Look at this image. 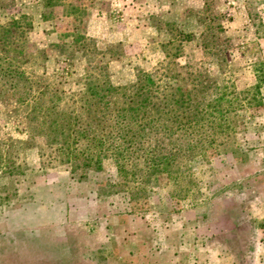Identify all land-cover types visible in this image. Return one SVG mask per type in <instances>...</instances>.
Returning a JSON list of instances; mask_svg holds the SVG:
<instances>
[{"label": "rangeland", "instance_id": "374dc122", "mask_svg": "<svg viewBox=\"0 0 264 264\" xmlns=\"http://www.w3.org/2000/svg\"><path fill=\"white\" fill-rule=\"evenodd\" d=\"M6 5L0 23L26 15L32 25L21 71L33 97L48 84L62 97L89 81L128 87L142 72L162 87L159 109L178 114L185 109L166 107L172 87L203 88L205 103L231 85L251 92L232 121L237 133L195 167L193 197L160 185L137 199L114 185L109 159L100 170L51 161L30 128L31 107L9 104L14 91L0 86V243L20 249L0 264H146V255L147 264H264V82L254 89L255 67L264 73V0H62L47 21L38 0ZM106 100L111 110L125 99ZM91 109L67 118L94 130Z\"/></svg>", "mask_w": 264, "mask_h": 264}, {"label": "trees", "instance_id": "16d2710c", "mask_svg": "<svg viewBox=\"0 0 264 264\" xmlns=\"http://www.w3.org/2000/svg\"><path fill=\"white\" fill-rule=\"evenodd\" d=\"M7 1L14 0H0V10L6 9ZM38 1L43 21L51 18L55 7L62 6V0ZM8 20L0 23V45L4 51V57L0 58V86L14 91L9 104L31 107L30 113L35 117L29 119L30 128L46 139V148L53 152L51 161L71 165L73 170H100L103 160L109 159L116 172L114 185L129 192L132 198H143L160 185H170L174 196L183 200L193 197L198 188V181L193 178L195 167L209 163L217 155V149L224 144L217 140H227L237 133L238 125H233L232 121H237L239 109L249 104L247 96L251 91L236 94L233 93L235 89H230L231 85L221 88L205 103L203 88L193 93L195 86L189 90L182 86L172 87L169 89L172 91L170 105L166 107L174 105L185 109L178 114L176 109L165 111V106L159 109L161 105L156 99L162 87L152 73L142 72L128 87H114L108 80L89 81L82 94L62 97L64 91L48 84L44 86L45 92L33 97L30 95L33 91L31 81L21 71V66L28 62L24 43L32 25L26 15H12ZM12 48L13 56L10 57L7 54ZM254 71L257 92L264 82L262 65ZM112 93H120L125 99L122 107L110 110V101L106 98ZM240 95L244 97L240 99ZM76 103L80 104L81 111L92 108L93 114H99L94 130L82 127L77 118H67L79 111L75 107L73 113L67 112ZM187 103L194 107H184Z\"/></svg>", "mask_w": 264, "mask_h": 264}, {"label": "flooded vegetation", "instance_id": "af4514ba", "mask_svg": "<svg viewBox=\"0 0 264 264\" xmlns=\"http://www.w3.org/2000/svg\"><path fill=\"white\" fill-rule=\"evenodd\" d=\"M7 241L8 243L11 242L10 245L7 244L8 246L4 245L3 242L0 243V255H1L0 257H4V256L7 257L9 255L8 250H10L11 248L20 251V249L18 248L19 246L15 243L16 241L14 239L11 240L8 239ZM24 249H25V244H24Z\"/></svg>", "mask_w": 264, "mask_h": 264}, {"label": "crops", "instance_id": "0c3cea01", "mask_svg": "<svg viewBox=\"0 0 264 264\" xmlns=\"http://www.w3.org/2000/svg\"><path fill=\"white\" fill-rule=\"evenodd\" d=\"M165 244H166V246H170V245H171V244L167 243L166 240H165ZM144 254L146 255V253H144ZM0 256H1V255H0ZM173 257H174V256H173ZM143 262L146 263V264L149 263V260H148V256H147V255L145 256Z\"/></svg>", "mask_w": 264, "mask_h": 264}]
</instances>
